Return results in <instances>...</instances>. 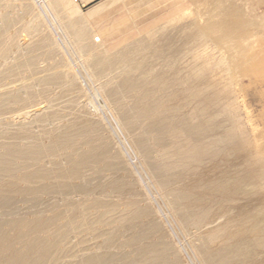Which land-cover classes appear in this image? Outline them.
<instances>
[{"label": "bare ground", "instance_id": "obj_1", "mask_svg": "<svg viewBox=\"0 0 264 264\" xmlns=\"http://www.w3.org/2000/svg\"><path fill=\"white\" fill-rule=\"evenodd\" d=\"M220 1L200 15L211 40L198 22H166L110 52L98 34L45 24L70 37L85 79L43 66L51 53L33 52L49 35L0 15V264H190L127 169L107 108L170 213L196 231L198 264H264V42Z\"/></svg>", "mask_w": 264, "mask_h": 264}, {"label": "rangeland", "instance_id": "obj_2", "mask_svg": "<svg viewBox=\"0 0 264 264\" xmlns=\"http://www.w3.org/2000/svg\"><path fill=\"white\" fill-rule=\"evenodd\" d=\"M204 1L206 4H204ZM221 1L220 3L223 7L229 8V15L232 13L229 17V23L231 25L237 26L242 23V26H246L247 24L246 31L248 38H254L258 35L257 37L264 42V0ZM32 3L31 0H0V15L2 14L11 18L22 12L24 7L29 8L28 15L21 14V16L23 21L30 25L27 29L30 37L34 38L36 35L35 33H47L50 39V42L46 47L33 52L34 56H37V58L40 57L39 59H41V56L43 57L49 52L51 53L50 60H48L47 63H44L43 66L46 65L47 67L54 68L52 72L68 70V67H71L79 71L83 79H85V77L88 78L89 75L84 73L86 67L81 63L79 52L73 47V44L69 42L70 37L67 35H61L57 32L54 34L48 28L38 26L39 24L44 25L46 22H49L57 24V27L53 26L55 31L61 29L62 22L69 21L63 9L61 7L56 9L49 8L45 14L44 20V18L40 16V12L37 8L38 6ZM207 3V0H97L92 4H89L87 0H84L83 4L78 5V7L80 16L87 24L89 31L99 32L104 36L105 46H103V50L113 52L119 49L122 44L132 41L138 38V36H145L150 26H159V24L166 22L169 24L172 23V25L182 23L195 24V22H198L201 25V28L196 27L194 28V31H200L201 34L204 32L205 35H202L206 36V27L211 20H201L200 15L202 14L201 11L207 8ZM44 4L48 6L47 2ZM101 6L105 7L97 15L92 18L87 16V14L93 11L94 8ZM167 8H170L171 10L178 9L177 11L181 16H166ZM6 28L8 29V33H15L16 37L20 35V33L15 32V27H13V25L7 26ZM61 36L66 39L65 42L62 41ZM206 38L211 40L209 36H206ZM216 48L218 47L216 46ZM214 52L217 53V50ZM0 64H3V61L0 60ZM231 77L235 78L236 76L235 74H232ZM101 116L104 122L107 121L105 125L109 126L114 139L117 140V143L119 144L118 146L124 155L127 169L132 171L137 183L144 188L150 199L155 201L153 203L156 206L155 208L160 211L159 213L163 212L166 216L164 223H166V227L169 226L168 231L175 237L176 244H179L178 247L183 250L184 259L190 264H198L190 240V235L196 231L190 226H182L181 228L178 222L179 218H176L170 213L166 202L160 197L153 182L149 180L147 172L143 169L139 157L133 151L129 138L111 121L112 115L110 108H107ZM197 183H199V180L193 178L190 185L194 186ZM212 231L213 229H205L199 232L197 237L199 239L212 233ZM222 244L223 242H219L217 239V241L213 242L211 248L213 250H218L222 248ZM231 264L239 263L234 262Z\"/></svg>", "mask_w": 264, "mask_h": 264}, {"label": "crops", "instance_id": "obj_3", "mask_svg": "<svg viewBox=\"0 0 264 264\" xmlns=\"http://www.w3.org/2000/svg\"><path fill=\"white\" fill-rule=\"evenodd\" d=\"M36 1H38L37 3L39 4V5H41V3L42 4H44V3H48V6H47V9H49V8H52V9H56V8H58V7H61L62 9H63V11H64V13H65V15L67 16V18H68V20L69 21H66V22H62V24H61V28L62 29H64L65 28V26H69V25H71V24H73L76 28H79V29H83V31L86 33V34H92V33H94V34H98V35H100L101 36V38H102V40H103V42H105V39H104V36L102 35V34H100L99 32H91V31H89V29H88V27H87V24L84 22V20H82V18H81V16H80V11H79V7H78V5H76V9L74 10V13H76V15H74V17H72L71 15H70V13H69V4L71 3L70 1L71 0H36ZM88 1V3L89 4H92V3H94V2H96L97 0H87ZM105 6H101V7H97V8H94L93 9V11H91L90 13H88L87 14V16L88 17H90V18H92L93 16H95V15H97L103 8H104ZM28 13H29V8H26V7H24L23 9H22V12H20V13H18V15L17 16H14V17H11V18H18L20 21H21V23L22 24H24V25H26V26H28V27H30V25H29V23H25L24 21H23V18H22V16H21V14H26V15H28ZM36 18V17H35ZM45 20V19H44ZM45 24H47V25H49V26H52V25H57L56 23H45ZM44 24V25H45ZM44 25H38V26H40V27H42V26H44ZM26 32H28L27 31V29H26ZM62 35H67V34H65V33H63ZM68 36V35H67ZM135 40V39H134ZM134 40H132V41H129V42H126L127 44L128 43H131V42H133ZM126 43H124V44H126ZM105 44V43H104ZM124 44H122V45H124Z\"/></svg>", "mask_w": 264, "mask_h": 264}, {"label": "built area", "instance_id": "obj_4", "mask_svg": "<svg viewBox=\"0 0 264 264\" xmlns=\"http://www.w3.org/2000/svg\"><path fill=\"white\" fill-rule=\"evenodd\" d=\"M74 1H75L77 4L80 5V4H83V1H84V0H74Z\"/></svg>", "mask_w": 264, "mask_h": 264}]
</instances>
